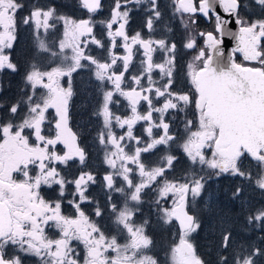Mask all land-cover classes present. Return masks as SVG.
Segmentation results:
<instances>
[{
	"label": "snow or ice",
	"instance_id": "6c2138e0",
	"mask_svg": "<svg viewBox=\"0 0 264 264\" xmlns=\"http://www.w3.org/2000/svg\"><path fill=\"white\" fill-rule=\"evenodd\" d=\"M171 3L166 20L162 0H113L101 22L105 44L94 32L103 0L69 5L87 19L62 14L58 6L0 0V264H213L194 239L205 228L214 237V264H264V203L253 204L249 195L254 190L264 197V0ZM139 12L141 31H130ZM200 18L211 30H200ZM173 19L183 29L179 39ZM58 24L63 38L50 45L45 37ZM21 26L36 42L23 71L15 52ZM89 44L103 53L93 55ZM138 53L142 59L132 74ZM84 69L102 90L91 113L101 121L96 143L110 169L102 181L88 170L89 153L70 126L73 74ZM21 74L23 98L5 100L8 78ZM120 98L130 115L114 110ZM180 113L183 137L171 123ZM137 124L143 135L136 134ZM175 144L188 162L178 177L183 161L171 151ZM159 153L164 154L151 163ZM225 181L229 210L211 191L213 183ZM98 183L106 189V203H96L94 215L107 213L108 228L82 207L95 203L90 188ZM46 189L55 197L46 198ZM150 192L155 197L149 211L158 225L177 230L166 258L157 251L150 220L138 216ZM65 201L73 215L63 211ZM239 226L260 235V243L250 242Z\"/></svg>",
	"mask_w": 264,
	"mask_h": 264
},
{
	"label": "flooded vegetation",
	"instance_id": "af4514ba",
	"mask_svg": "<svg viewBox=\"0 0 264 264\" xmlns=\"http://www.w3.org/2000/svg\"><path fill=\"white\" fill-rule=\"evenodd\" d=\"M23 2L27 5L28 8L33 7L34 5H50V6H58V10L65 15H70L73 18H79V19H87L88 16L85 14V12L81 9L75 8V7H69V5H74L75 0H23ZM103 3L105 5L103 11L99 14H97L94 19L96 21V27L94 29V32L97 35L98 39H102L105 44L108 43V37L106 35V31L103 27L102 21L106 20L110 8L113 4V0H103ZM162 4L165 6L166 11V20L167 16L172 15V3L171 0H162ZM249 13L257 16L259 13L258 11L249 9ZM27 14V13H25ZM136 19L133 21L132 25H130V31H141V24H142V17L143 13H135ZM179 21L173 19L172 25L173 30L176 33L177 39H179L180 33L183 31L182 28L178 27ZM115 27V26H114ZM199 28L200 30H211L212 25L205 21L203 18H200L199 22ZM142 34L147 35L146 30L142 32ZM160 31L153 34L155 38H159ZM171 35V33H169ZM63 38V25L58 24L57 30L54 32H50L45 39L49 42L50 45L58 44L59 40ZM88 50L91 51L93 55H100L103 53L102 49L96 48L95 45L89 44ZM115 51L118 54H123L124 50L120 48L119 46L115 49ZM16 56L20 61L22 71L23 69L27 68L30 62L33 61V56L36 54V42L33 37V34L30 29L21 26V30L19 33V39H18V47L15 49ZM157 56H159V53H157ZM38 58V57H37ZM142 59V56L138 53L133 65L130 67L129 71L132 74H135L136 71L139 69V60ZM190 59V57H184V59L180 62L181 64H186L187 60ZM45 64H48V61H44ZM67 79V78H65ZM98 82L95 81V78L89 69H84L79 71L78 73L73 74L72 79V87L74 90V97L72 101V105L70 108V126L73 128V131H76L80 135V143L83 147H85V150L89 153V161H88V170L93 171L97 174V180L102 181V177L105 174L106 171H110L108 169L107 165L103 163L104 159V151L101 148L98 143H96V135L97 131L101 128V121L98 117L92 115V111L98 106L99 100L102 96V90L100 88L96 87V84ZM65 86H67L65 84ZM110 87V86H109ZM24 91V83L21 75H13L8 78V87H7V96L5 97V100L10 99H16L20 100L22 99V94ZM121 99V104L119 106H116L114 110L117 112V114H120L122 116L124 115H130V109L127 108V102ZM187 118H192V116L189 114ZM185 119V114L180 113L177 117L173 118L171 123L173 125V130L177 131L179 133L180 137H183L185 135L184 128H183V121ZM117 132L120 131V129H116ZM135 132L137 135H143L142 132V126L140 124H137ZM173 154H178L181 157V161L183 163H180L177 167L175 175L178 177L180 176L186 168H188V162L186 158L182 154V149L179 144H175L172 148ZM164 153H159L156 155L151 156V163H155L159 161L160 156H162ZM79 170V165L76 164L74 167H72L71 171L72 173H76ZM139 177H137V180ZM118 183H122L119 178H117ZM214 197L216 198L217 195V187L216 184H212L211 189ZM46 192V198H54L55 193H52L51 190H45ZM92 199L94 200V204L92 205H82V207L85 209L86 214L89 215L92 219L96 220L97 222H100L101 220L104 221L103 226L105 228H108L111 221L108 217L107 213L104 217H95L94 215V207L95 204L98 203L101 208L104 207L106 203V189H104L100 183L97 185H93L92 188H90ZM155 197L154 192H150L148 196L145 197L146 203L142 206L143 211L142 213H138V216H141L142 218H147L150 220V231L154 238H159L163 235V232L166 231L169 233L171 237V241L173 242L176 240L177 237V230L171 229L169 231L168 227L161 228L156 219V215L154 211L150 212L149 207L151 205L152 199ZM113 199L120 201L122 203L123 197L120 196L119 193L113 194ZM199 204V203H198ZM63 211L67 215H73L74 209L71 207V205H68L67 202L62 205ZM114 234V233H113ZM50 235L58 237V233H55L53 231L50 233ZM157 241V240H156ZM83 246L79 245L78 250L81 251V256H83L82 251ZM158 251V246H157ZM161 258H164L160 254ZM166 258V257H165Z\"/></svg>",
	"mask_w": 264,
	"mask_h": 264
},
{
	"label": "trees",
	"instance_id": "16d2710c",
	"mask_svg": "<svg viewBox=\"0 0 264 264\" xmlns=\"http://www.w3.org/2000/svg\"><path fill=\"white\" fill-rule=\"evenodd\" d=\"M215 184L217 187L216 198L220 200V206L225 208V210L231 209L232 205L227 199V190L230 186L229 182L225 181L222 184ZM249 195L252 198L253 204L259 206L261 203H264V197H262L258 191L249 190ZM237 231L242 233L244 236L250 237V242L254 244L260 243V235L253 234L251 230H245L242 226H239L237 227ZM257 232H259V230H257ZM194 239L198 251L214 264L217 253L214 248V237L210 235L209 229L205 228L202 232L195 234ZM155 240H157L156 243L158 246V252L165 258V250L168 249L172 243L169 233L164 231L160 239L156 238Z\"/></svg>",
	"mask_w": 264,
	"mask_h": 264
},
{
	"label": "water",
	"instance_id": "95a60500",
	"mask_svg": "<svg viewBox=\"0 0 264 264\" xmlns=\"http://www.w3.org/2000/svg\"><path fill=\"white\" fill-rule=\"evenodd\" d=\"M217 11H221V10L218 8ZM221 14L224 15L222 12H221ZM230 27H232L233 30H235V26H234V24L231 25ZM226 44H227L228 46H231V41H226Z\"/></svg>",
	"mask_w": 264,
	"mask_h": 264
},
{
	"label": "rangeland",
	"instance_id": "374dc122",
	"mask_svg": "<svg viewBox=\"0 0 264 264\" xmlns=\"http://www.w3.org/2000/svg\"><path fill=\"white\" fill-rule=\"evenodd\" d=\"M197 203H199V201Z\"/></svg>",
	"mask_w": 264,
	"mask_h": 264
}]
</instances>
